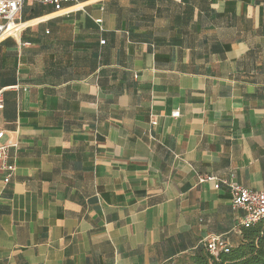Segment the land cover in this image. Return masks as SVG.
<instances>
[{"label":"crops","instance_id":"obj_1","mask_svg":"<svg viewBox=\"0 0 264 264\" xmlns=\"http://www.w3.org/2000/svg\"><path fill=\"white\" fill-rule=\"evenodd\" d=\"M19 18L0 40L1 143L17 144L8 183L0 172V264L238 246L243 212L198 180L264 191V0L27 1Z\"/></svg>","mask_w":264,"mask_h":264},{"label":"built area","instance_id":"obj_2","mask_svg":"<svg viewBox=\"0 0 264 264\" xmlns=\"http://www.w3.org/2000/svg\"><path fill=\"white\" fill-rule=\"evenodd\" d=\"M27 1L45 6H51L55 12L62 11L64 6L77 4L79 0H0V40L14 38L20 35L24 24L21 23L19 14ZM100 23V21H96ZM103 41L101 42V44ZM3 98L0 93V111L3 109ZM179 112L171 113V117L178 118ZM151 125L155 126L156 121L152 120ZM4 138V131H0V172H4V182L8 183L15 172V165L9 164V150L17 149L16 143H1ZM199 183L214 182L215 188L225 185L230 195L232 209L243 212L242 224L245 227L254 225L258 221L264 220V191H250L234 181L217 179L214 176L200 177ZM205 246L209 253L217 256L219 252H227V244L219 237H212L205 241Z\"/></svg>","mask_w":264,"mask_h":264},{"label":"trees","instance_id":"obj_3","mask_svg":"<svg viewBox=\"0 0 264 264\" xmlns=\"http://www.w3.org/2000/svg\"><path fill=\"white\" fill-rule=\"evenodd\" d=\"M241 240L238 246L230 247L227 252H219L217 256L209 253L205 242L189 254L170 261L168 264H264V220L245 227L240 224Z\"/></svg>","mask_w":264,"mask_h":264}]
</instances>
